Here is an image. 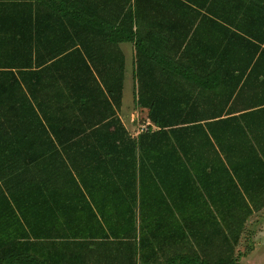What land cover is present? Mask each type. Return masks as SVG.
Here are the masks:
<instances>
[{
  "label": "trees",
  "instance_id": "16d2710c",
  "mask_svg": "<svg viewBox=\"0 0 264 264\" xmlns=\"http://www.w3.org/2000/svg\"><path fill=\"white\" fill-rule=\"evenodd\" d=\"M125 42L150 122L134 135L119 115ZM263 135L264 0H0V264H155L161 249L163 264H241L247 222L264 209ZM196 137L211 161L200 150L183 160ZM139 150L163 157L155 168L175 155L190 165L179 200L218 211L184 215L167 233L72 236L51 196L69 217L83 206L98 216L100 201L116 211L128 199L117 187L99 198L80 179L122 171ZM221 153L236 176L217 166ZM244 153L250 166L237 163Z\"/></svg>",
  "mask_w": 264,
  "mask_h": 264
},
{
  "label": "rangeland",
  "instance_id": "374dc122",
  "mask_svg": "<svg viewBox=\"0 0 264 264\" xmlns=\"http://www.w3.org/2000/svg\"><path fill=\"white\" fill-rule=\"evenodd\" d=\"M121 47L126 58V69L122 107L119 111V115L129 132L134 135L139 132L142 125L147 123V111L139 108L136 102L137 81L134 75L135 47L130 42L122 43ZM164 148L172 152L174 146L170 143L164 145ZM206 152L209 156L208 160L211 161L212 151L210 148H207ZM258 152L264 156V143L262 144L260 141H258ZM157 155L156 153L151 154V152L148 153L139 150L136 157L130 160L129 166L122 171L116 173L110 171L101 172L100 175L99 173H89L85 175V178L80 179L82 183L89 181L94 185H99L98 188L92 190L94 196H99L102 186H115V188L117 187L119 190L116 195L126 196L128 199L124 202V205H122L121 202H119V205L115 203L116 211L112 210L111 205L103 204L102 201H100L99 204H94V206L97 207L98 216L92 215V212L86 206H83L84 210H82V214H79V212L76 213L75 211H69L74 212L70 214L71 217H69L67 212L59 214L60 221L65 224L70 221V224L74 227V230L71 231L72 236L89 237L103 236L104 234L109 236H121L126 228L136 230L139 235L150 234V232H156L157 230L167 233L170 229L174 230L178 225L180 226L184 215H196L200 212L206 214L209 213L210 207L218 211L217 208L219 206L214 205L216 204L214 202L211 203L210 206L200 203L183 206V200H179L182 197L180 186L184 184V181L181 179H185L186 182L192 181L195 169L190 168V165L186 167L180 164L179 162L182 159L178 160L177 158L179 157L175 155L176 158L172 160L171 167L163 168L162 165L161 167L158 165L157 168L160 169L156 170L157 168L153 165L158 162L164 163L162 162L163 157H157ZM193 157L194 159L197 158L196 156ZM221 157L225 158L222 153ZM247 157L248 155L245 153L241 154L239 162L244 161L247 166H250L252 163L249 164L248 161H245L250 158ZM182 158L184 160L186 156L183 155ZM156 160H158V162H155ZM223 160H225V162L221 165L220 159H215V161H219L217 166L225 165L228 167L230 174L236 176L233 167L226 159ZM211 168L212 166L208 169L211 170ZM133 181L134 184L137 183V186L133 190L132 195L128 193V187L129 182ZM85 190L87 193H90L88 189L85 188ZM193 194H195V192H193ZM59 197L61 199L63 198L61 196ZM59 197L53 195L51 199H59ZM66 199L67 204H69V202H71L70 196L67 195ZM172 199L176 202L178 200V203L173 204ZM103 201H106V199ZM169 205H172L175 209V213L169 211ZM126 210L127 215L122 217L121 213ZM260 212L262 213H254L248 220L246 231L243 234L240 245L236 249V253L240 254L239 260L241 264H264V209ZM162 220L168 224L161 229L157 227V223L162 222ZM161 251L163 250L161 249L158 252V263L155 264H163L167 258V256L164 255L167 250H164V253ZM140 264H143V262ZM174 264H178V262L176 261Z\"/></svg>",
  "mask_w": 264,
  "mask_h": 264
},
{
  "label": "crops",
  "instance_id": "0c3cea01",
  "mask_svg": "<svg viewBox=\"0 0 264 264\" xmlns=\"http://www.w3.org/2000/svg\"><path fill=\"white\" fill-rule=\"evenodd\" d=\"M121 110V109H120ZM146 110V109H145ZM147 111V110H146ZM148 124L150 123V122H147ZM202 123L204 124V123H206V121H202ZM197 139H199V140H202L203 141V143H201V144H198V145H194V143H192V142H189V141H186V143L184 144V149H185V151H187L186 152V159H188L189 158V162H188V164L190 163V161L192 160V158H194L193 156H195L196 155V152L197 151H199L200 150V152L202 153V152H204V154L202 155V156H200L201 158L202 157H206V156H208L207 155V153L205 152L206 150L204 149V147H205V143H207V146L209 147V143L205 140V138L204 137H201V138H199V137H196ZM211 139H212V137H211ZM213 140V139H212ZM184 151H182V152H180V153H183ZM223 156H224V154H222ZM213 156H216V154H212V156H211V159H212V157ZM225 157V156H224ZM222 158V157H221ZM223 159H225V158H223ZM241 162V161H240ZM239 162V158H238V160H237V163L239 164L240 163ZM49 203H53L54 205V207H53V209L55 210L54 211V214L56 213L57 215H59V211H58V208L61 206L60 204H61V201H60V199H57L56 200V203H55V199H51L50 200V202ZM59 206V207H58ZM256 213H262V212H256ZM1 226H3L4 227V229H7L8 230V233L7 234H3V235H5V236H13L14 234H15V230H14V228H13V226L12 225H9V226H7V225H3V223H2V225ZM258 235V234H257Z\"/></svg>",
  "mask_w": 264,
  "mask_h": 264
},
{
  "label": "built area",
  "instance_id": "2783aa9c",
  "mask_svg": "<svg viewBox=\"0 0 264 264\" xmlns=\"http://www.w3.org/2000/svg\"><path fill=\"white\" fill-rule=\"evenodd\" d=\"M147 125H148V123H146L145 125H142V126L140 127V130H145V129H147Z\"/></svg>",
  "mask_w": 264,
  "mask_h": 264
}]
</instances>
